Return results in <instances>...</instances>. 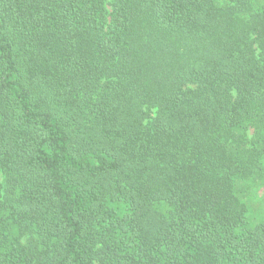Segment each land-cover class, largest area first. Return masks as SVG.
Instances as JSON below:
<instances>
[{"label": "trees", "instance_id": "trees-1", "mask_svg": "<svg viewBox=\"0 0 264 264\" xmlns=\"http://www.w3.org/2000/svg\"><path fill=\"white\" fill-rule=\"evenodd\" d=\"M0 264H264V0H0Z\"/></svg>", "mask_w": 264, "mask_h": 264}, {"label": "rangeland", "instance_id": "rangeland-1", "mask_svg": "<svg viewBox=\"0 0 264 264\" xmlns=\"http://www.w3.org/2000/svg\"><path fill=\"white\" fill-rule=\"evenodd\" d=\"M3 180V176L0 177ZM247 200L252 205L253 210L256 212L259 208L264 207V189L252 190L247 194Z\"/></svg>", "mask_w": 264, "mask_h": 264}]
</instances>
